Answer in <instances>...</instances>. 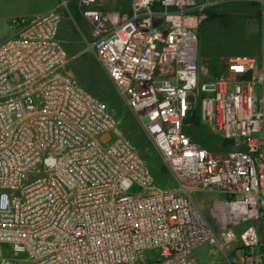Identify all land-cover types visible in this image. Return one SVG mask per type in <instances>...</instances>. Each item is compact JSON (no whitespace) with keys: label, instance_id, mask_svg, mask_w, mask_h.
I'll return each mask as SVG.
<instances>
[{"label":"built area","instance_id":"built-area-1","mask_svg":"<svg viewBox=\"0 0 264 264\" xmlns=\"http://www.w3.org/2000/svg\"><path fill=\"white\" fill-rule=\"evenodd\" d=\"M101 1L78 0L89 49L170 184L66 71L62 11L14 20L0 43V264H144L146 251L153 264H201V247L264 264V23L261 58L227 56L208 77L196 30L228 0H129L125 16L91 7ZM196 120L231 150L193 140ZM197 191L222 198L204 211Z\"/></svg>","mask_w":264,"mask_h":264},{"label":"rangeland","instance_id":"rangeland-1","mask_svg":"<svg viewBox=\"0 0 264 264\" xmlns=\"http://www.w3.org/2000/svg\"><path fill=\"white\" fill-rule=\"evenodd\" d=\"M122 7L127 0H120ZM80 9L76 0H72L64 11L61 37L68 53L66 71L83 88L103 101L111 114L119 121L127 138L134 144L152 172L158 186L170 184L163 170L161 160L147 139L133 112L125 106L121 97L108 79L106 73L89 48L88 24L79 17ZM207 18L196 30L198 39V64L208 77L220 74L223 61L231 55H247L261 58V33L264 23V5L250 0L220 1L206 8ZM193 140L201 143L213 153L231 150L224 147L222 140L197 120L193 128L186 131ZM255 137V135H253ZM218 193L193 192L192 199L204 211L213 200L221 199ZM249 223L236 228L240 232ZM201 264H228L220 253L211 256L206 247L195 251ZM142 258L144 264L156 261L155 251H146Z\"/></svg>","mask_w":264,"mask_h":264},{"label":"crops","instance_id":"crops-1","mask_svg":"<svg viewBox=\"0 0 264 264\" xmlns=\"http://www.w3.org/2000/svg\"><path fill=\"white\" fill-rule=\"evenodd\" d=\"M71 1L72 0H0V43L13 34V27L10 24L12 21L20 18L36 17L53 10L62 11L64 17V11L67 9ZM76 1L78 4V0ZM63 6H65V8ZM91 7L104 12H115L123 16L128 15L130 12L129 0H127L126 7H122L120 5V0H104L92 4ZM79 17L85 20L89 27V40L87 41V48H89V44L93 40L91 27L88 21L84 19L81 14L79 15ZM62 21L59 26L58 37L60 42L64 46L61 37Z\"/></svg>","mask_w":264,"mask_h":264},{"label":"trees","instance_id":"trees-1","mask_svg":"<svg viewBox=\"0 0 264 264\" xmlns=\"http://www.w3.org/2000/svg\"><path fill=\"white\" fill-rule=\"evenodd\" d=\"M163 170H164V168H163ZM164 172H165V170H164Z\"/></svg>","mask_w":264,"mask_h":264}]
</instances>
